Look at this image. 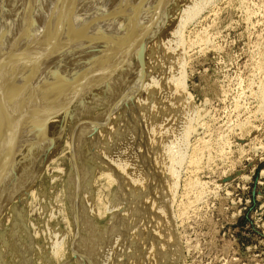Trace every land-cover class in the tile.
I'll use <instances>...</instances> for the list:
<instances>
[{
	"label": "rangeland",
	"instance_id": "374dc122",
	"mask_svg": "<svg viewBox=\"0 0 264 264\" xmlns=\"http://www.w3.org/2000/svg\"><path fill=\"white\" fill-rule=\"evenodd\" d=\"M183 3L184 1L182 0L181 2L178 0H169L164 8L162 7V9L153 12V18H150L153 19V21H149L151 24L153 22L156 23V27H159V29L157 28L156 30V27H154L156 31H152L153 33H145L147 37H145L146 35L144 34H140L138 36L141 38L140 41L137 37V41L140 42V44L135 42L136 40L133 42L135 37L134 32L136 30L134 27H131L128 32L129 34L126 33L128 30H125V34L121 35L118 42L120 44L118 46L119 49L115 46V50H111L112 56L115 54V56H118L117 54L121 51L126 59L129 58L128 61L129 63L131 62V68L134 69V71L130 69L133 71H130V75L133 74L131 77L134 80L135 78L137 79L134 82V89L131 90L132 92L130 91L131 95L125 100L126 102H122L123 104L120 103L121 106L120 104L118 105V107L120 106L119 108L115 107L111 109L110 105L112 103L108 106V101H105L106 103L101 101L102 103L99 104L98 102L100 101L93 99L92 94L87 102V110L85 113L82 111V114L79 112L78 115L80 114V116L76 115L77 112H75V110L77 111V108L74 105L72 107L68 105V107L67 101L64 98L62 102L59 101L61 105L59 106V110L61 109L60 111L63 113L61 114L62 117H60L61 115L59 116L60 112L51 115L53 117L55 115V119L51 118L50 115H45V123L41 129L44 132L42 134L43 138L41 139V142H44V146L42 151L38 152L44 158L42 159V156H39V154L35 155L36 159L35 157L32 158L34 160L32 169L28 167L30 170L28 168L27 170L24 169L25 171L23 170L24 176L28 175L27 179H25L26 176L24 177L23 183H25V185L23 184V190H19L20 192L17 191L19 194L12 192L14 195L11 193L12 195H9L11 197L8 196L11 200L7 199L6 203L2 205L3 208L2 206L0 207V264H24V262L26 264H85V262L88 264L89 261L91 264H107L105 263L106 258L109 259L112 254L107 252V254L103 256L106 250L111 252V250L107 248V245H105L106 237L111 236L110 234L112 233L115 234L120 226L123 227L126 219L127 221L129 220L128 222L131 221L139 203L146 209L145 214L155 209L152 207V199L143 194L144 190L141 187H137L136 189L133 186L130 187L131 181L127 182V184L129 183L128 185L126 184V181L122 178L124 175L123 169L114 168V170H112L114 165L110 163L108 159L110 156L108 157V154L114 153L115 151H113V149L117 150V148L121 146V141L119 140L122 138V140H126L124 144L128 145L127 142L129 139V145L131 142L133 145H136L133 146L131 144L133 147L130 146V148L132 147V154L135 153L131 155L132 158L130 159H132L133 162L130 160V163L136 164L137 161L138 164L134 165V167L137 168L140 165L139 168L144 169L145 165L146 167L148 166V171L147 168H145L144 171H146L149 176L155 173V171H153V173L150 174L149 169H151L152 172L153 169L157 171V169L160 168V171L158 170L159 173H156L157 177L155 174L153 175L154 181L156 178L158 180L163 174L165 175L166 169L164 166L166 162H171V159L173 160L175 158L177 161H181L178 163L179 166L177 164L178 167L175 166V168L177 167L175 169L176 172L174 171L176 180V184L174 183V185L176 186H174L175 189L170 199L171 202H169V211L171 212L169 213L170 216L171 214L173 215L171 216L173 217L172 220L175 230V232H173L176 234V239H178L177 243L179 242L178 245L181 249L180 253L182 255L181 258H183V264H264V0H207V2L206 0H196L195 7L191 10L192 15L195 14L194 16L190 15L189 18L186 16L188 20L185 18L186 14L184 12ZM182 7L183 9H181ZM158 14L160 16L157 17H161V19H159L161 23L158 21V18H156ZM135 21L137 22V20ZM153 25L154 24L151 26L153 27ZM52 26L53 24L50 23L47 32H51ZM175 26L178 27H176V29L179 31L176 34L178 36V42H176L175 46L173 45L172 49L174 50H171L173 52H168L170 54H160V52H156L155 49L153 52V47L151 46L153 44L152 41L156 42L159 38L161 41L162 37H165L164 35H168L173 29L175 30ZM151 29L153 30V28ZM130 34H132V38ZM148 34H153V36L151 35V37L149 35L148 38ZM122 38L127 41L125 42ZM145 38H148V40H143ZM116 40L118 41V38ZM73 45L74 44H70V47ZM123 45L130 46V49ZM136 46L139 47V50ZM123 47L133 51H129L128 49L124 50L125 48ZM120 48L122 50H120ZM135 48H137L136 51ZM143 48L145 50H143ZM177 49L181 51V53L179 51V54L181 55L182 61H180V69L183 73V87L177 83L179 73L177 76V72L174 71V66L170 65L168 62V57L176 53L177 51L175 50ZM84 51L85 49L83 52ZM126 51L131 52V57L130 53ZM139 51L140 55H138ZM65 53L66 52L62 53L63 56ZM111 57V60L116 59V62H119L118 60H120L119 57L121 56L118 57V60L117 58ZM147 59L149 61H147ZM114 65H116V63ZM96 67L97 64L94 67L95 72L100 69V67H97L99 69ZM134 74H139V77ZM26 75V79L23 75L22 87L24 91L20 93L25 94L29 91L31 94L29 92L28 94L32 95V98H34L33 93L35 95V91L32 86V76H30V73ZM151 76L154 81L150 79L149 82L148 79ZM160 80L161 84H159ZM26 83L28 85H26ZM20 85H22L21 82L18 83L19 87ZM157 85L159 87H157ZM169 85H173L175 90H178V88L180 91L182 90L186 95L187 101L190 102H188V111H185L184 115L180 114V117H178V113L175 112L179 109L178 107L180 105V99L175 95L177 94V90L171 91L173 93L175 92L174 94L168 93ZM72 86L73 84L69 86L71 89L65 90V86L61 84L60 88L63 87L61 88L62 92L65 91V94L69 95L76 92L75 86ZM94 87H92V92H97V86ZM150 87L151 91L149 89ZM14 89L16 90L17 88ZM138 91L140 93H138ZM152 91L153 93H151ZM134 97L136 99H134ZM139 98H141L140 101ZM161 98L164 102L162 100L160 101ZM56 99H59L58 96ZM129 99L132 101L130 102ZM141 100H143L142 104H144L147 109L143 106L146 111H143L144 113L142 112L141 115L144 118L141 116L143 120L140 119L136 121L134 106L136 102L141 104ZM111 101L114 102L113 100ZM168 102L170 103L168 104ZM132 105L133 109L131 108ZM168 107L170 108L168 109ZM69 108L71 109L69 110ZM124 108L127 109L124 110ZM150 108L153 111L152 113ZM153 108L156 111L153 110ZM173 108L175 110H172ZM127 110L128 112L126 113ZM131 112L133 114H131ZM145 112L148 114L146 115ZM57 114L58 117H56ZM130 114L134 116L133 118L135 119H133ZM172 114H175L174 117ZM170 116L171 118H169ZM129 117L132 121L129 120ZM176 117L179 118L181 123H178L179 120ZM156 118L157 123L155 122ZM164 118H166V121ZM125 120H127V122ZM129 121L134 123L142 121L143 127L140 128L139 124L141 125V123L137 125L134 124L132 127L133 123ZM110 122H112V125ZM149 122L152 125L159 124L161 130L166 127V129L163 130L166 132L164 133L162 131L161 133V130L157 132L154 130V133H156L155 135L153 133V141H147L146 145L145 139H148L146 136L147 134H143L145 132L143 129L144 125L146 128ZM130 123L131 127H128ZM109 126L113 127V129ZM135 126H138V128ZM178 126L180 129L177 128ZM109 128L110 131H108ZM128 128L129 131H127V133L124 130ZM132 128H134V130ZM139 128L140 130H138ZM183 128H186L185 130L188 132H185ZM99 129H101L102 132ZM105 129L110 133H107ZM136 131H138L139 134ZM168 131L172 133L170 132L169 135V133H167ZM99 132L101 134H99ZM95 133L99 135L100 139L99 137H95ZM102 133L106 138H104ZM136 133L137 136H130V134ZM51 137H53L52 139L54 141L50 139ZM167 137L170 138V141L168 139H166L167 141L163 139ZM173 137L175 140H173ZM176 137H178L177 140ZM132 140L135 141L133 142ZM139 141L142 143L141 145ZM154 141L158 142L154 145ZM173 141H176V143ZM49 142L50 144H48ZM150 142H153L154 146H150V144H152ZM171 142H173V144H171ZM179 142L183 144H179ZM162 144L165 148L168 147L165 152V148ZM158 145L162 148V153ZM100 146L101 148L103 147L104 150L103 148L99 150ZM148 146L150 149H148ZM134 147L137 151H135L136 149L133 150ZM145 147H147V149H145ZM140 148L142 151L139 152V150H141ZM145 150L150 152H146ZM172 150L175 158L169 159ZM136 152L139 155L136 156ZM141 152L143 154L146 152L144 155L146 158V155L149 153L150 156L148 155L147 159L144 156L145 159L143 157L141 158L143 155ZM165 153L166 155L164 156L163 154ZM155 154H157V156ZM159 156L161 157L158 158V161L157 157ZM164 157H166V160L164 159V161H162ZM177 157L180 159L178 160ZM140 158L142 161L139 160ZM151 158L153 159L151 160ZM37 159L39 161H37ZM41 160L43 162H40ZM153 160L156 162L155 165ZM139 162H142V164H139ZM149 163L150 165H147ZM125 170L127 171V168H125ZM26 171L30 173L28 172L27 174ZM81 173L84 175L87 174L85 179L80 178ZM110 173H117L118 175L115 174V177L114 174H112L113 177ZM32 174H34L33 178H31ZM118 181L123 189L118 186ZM74 186L75 188L73 189ZM83 188L86 191V196L85 191H82ZM122 190H124V192ZM70 193H74V195L71 194L70 196ZM122 193H124L123 197ZM140 194L142 196H140ZM116 198L119 201H121L122 198L125 199H122L123 202L121 201L120 203L118 201L116 205V203H114L117 201ZM133 198H136L134 199L135 203ZM139 198L141 199L140 201ZM136 200L138 201L136 202ZM124 201L126 205L129 203L131 205L126 206ZM144 201L146 202L144 203ZM132 203L134 205L137 203V205L134 207ZM124 206L126 208L129 206V209L127 208L126 210ZM148 210L149 212L147 213ZM130 212L132 214H130ZM74 213L78 214L79 219ZM119 213L121 217L123 215L121 221L120 218L118 219V217H120ZM117 214L119 216H117ZM126 214H128V217ZM151 214L147 215V217H142L141 215L142 218H139L140 229L142 228L144 230V228H149V223L146 225L144 221L152 219L153 216H151ZM112 217L114 219H111ZM123 220L125 221L124 223ZM113 221H116L115 223L118 221V226H116L117 224L114 225L115 223H113ZM141 221L143 225H140ZM107 227L110 233L107 232L108 235L106 236ZM116 227H118V229ZM114 228L117 230L115 233ZM133 228H128L129 230H127V232L130 238L128 236L129 239L127 238V241H124L126 243L124 246L123 244L120 245L121 242L117 244L116 240L113 239V241L116 242L115 245H118L116 247L113 244V246L118 250L122 246L119 252V254H121H118L116 257V259L118 258L117 263H119L120 259V264H145L147 258H152L150 255L151 251L144 246L145 240L141 239L137 233H134L137 227L134 228V230ZM145 232L146 231H142L144 235ZM156 232L157 231H153L154 236ZM142 237L145 236L142 235ZM109 238L112 240V237ZM90 239L94 243V246L98 243L101 244L95 247L97 253L93 260L87 252H84L85 250H89ZM133 242L134 245H131ZM103 244L106 247L102 246ZM102 247L103 249H101ZM139 250L145 252L142 251V253ZM140 252L145 255L142 256ZM126 253L131 256L128 257ZM151 254L153 255V253ZM105 256L107 257L105 258ZM87 257L89 261H86ZM100 257L102 260L99 259ZM138 257L141 259H139L141 262H139V260L135 262ZM131 259L134 261L132 262ZM124 260L125 262H123Z\"/></svg>",
	"mask_w": 264,
	"mask_h": 264
},
{
	"label": "bare ground",
	"instance_id": "6f19581e",
	"mask_svg": "<svg viewBox=\"0 0 264 264\" xmlns=\"http://www.w3.org/2000/svg\"><path fill=\"white\" fill-rule=\"evenodd\" d=\"M178 1L181 2V0H178ZM182 1H184V3H183L184 6L183 5L182 6L184 7V10H185L184 12L186 14V15L185 14L184 15H185L186 20H188L187 17L189 18V16L192 15L191 10L193 9V7H195L196 0H182ZM168 2H169V0H0V207L4 203H6L7 199L8 200L10 199V198H8V196L12 195L13 194L12 192L17 193V191L23 190V184L25 185V183H23L24 177L26 176L25 179L28 178L27 177L28 175L24 176L23 170L24 169L27 170L28 167H30L32 169V167L34 166V165H32L33 161H34L32 158H34L35 155L39 154V156H42L38 152L42 151L43 146H44V142L43 141L41 142V139L43 138L42 134L44 133L41 130L42 127L44 126L43 124L45 123L44 117H45V115H47V116L50 115L51 118H54L55 115H54V117L51 116V115H53V113L55 114V113H59V112H60L59 116L61 114H63L60 111L61 109L59 110V108H60L59 106H61L59 101L62 102L63 98L66 99L67 106L70 105V107H72L74 105L77 108V111L75 110V112H77L76 115H78L79 112H80V114H82V111H84V113H85V111L87 110L88 99H90L92 94H93V96H92L93 99H97L98 101H100V102H98L99 104L102 103L101 101H103V103L105 101L106 102L108 101L107 102L108 106L110 105V103H112L110 105L111 109H113L115 107H118V105L120 103L123 104L122 102H124L126 99L129 98V95H131L130 91L134 89V86H135L134 82L137 80L136 78L134 80L131 77L133 74L130 75V73L133 72L134 69L131 68L132 67L131 64H130L131 62L129 63V61H128L129 58L126 59L124 57V55H122V53L120 51V50H122L121 48L119 50L120 51V53H119L120 55L119 54H117L118 56H115L116 54L113 55L115 57L112 56L111 50L114 49L115 46L118 48V46L120 45L118 42L120 40L121 35L125 34L124 33L125 30H128L126 32V33H128L131 27H134V29L136 30V31L133 30V31H135L134 32V36L135 37L133 39V42H134V40H136L135 42H137L139 44H140V42H138L137 40H138V38H139V41L141 40V38L138 37L140 34H144V35H146L145 37H147V34H145V33H149V32L151 33L152 31H156L157 28L159 29V27H156V23H154V22L152 24H154L155 26L154 25H153V27L151 26L152 25L151 22L153 21V19H150V18L153 16V12L158 11V9H162V7L164 8L165 5ZM206 2H207V0H206ZM170 7H171V5H170ZM183 7L181 9H183ZM160 12H159V14L162 16V14ZM171 13H172V11H171ZM159 14L156 15V18H158L160 16ZM194 14L192 16H194ZM159 19H161V17L158 18V21L160 22L161 20H159ZM182 19H184V18H182ZM135 20H137V22ZM149 20H151V22ZM50 23L53 24L52 30H51V32H47V28L49 27ZM135 24H136V26H135ZM154 27H156L155 28L156 30L154 29ZM176 27L177 26H175V30L173 29V31L168 33V35H164L165 39L162 37V40L164 39L163 41L162 40L160 41V38L156 42L152 41L153 44L151 46L153 47V52H154V49H155L156 52H158V53L160 52V54L161 53H166L167 54L168 52H170V53L173 52V51H171V50H174V49H172L173 45L175 46L176 42H178L177 41V39H178L177 37L178 36L176 34L178 33L179 30H177ZM151 28H153V30ZM131 35L132 34H130V37H131ZM149 35L150 34H148V38H149ZM151 35L153 36V34H151ZM127 36H129V35H127ZM179 37H180V35H179ZM117 38H118V41L116 40ZM148 38H145L143 40H148ZM124 41L126 42L127 40H124ZM129 42H130V40H129ZM182 43H183V41H182ZM70 44H74V45L72 47H70ZM128 44H130V43H128ZM131 44H132V41H131ZM123 46L128 47V45L127 46L123 45ZM125 47H123V48H125ZM136 47H138V46H136ZM82 48H83V50L85 49L84 52H83ZM128 48L130 49V46ZM128 48H125L124 50H126ZM174 48H176V47H174ZM133 49H134V47H133ZM136 49L137 48H135V51H136ZM138 50H139V47H138ZM143 50H145V49L143 48ZM129 51H133V50H129ZM129 51H126V52H129ZM175 51H177V52L173 53L172 56L168 57V55H167V57L169 58V60L168 59L167 60H168L170 65L174 66V71L177 72V76H178V73H179L178 79H177L175 74H174V76L178 80L177 83L180 86L183 87V83H182L183 73H182V71L180 69L181 62H182L181 61V55L179 54L180 50L178 51V49H177ZM64 52H66V53L63 56L62 53H64ZM129 53H130V57H131V52H129ZM170 53H168V54H170ZM180 53H181V51H180ZM138 55H140V51H139ZM111 56L113 58H117V60H118L119 56H121L122 58L119 57L120 58V60H118L119 62H116V59H114L115 61L110 59ZM134 57H135V55H134ZM160 60H162V59H160ZM112 61L114 62V64L116 63V65H114ZM147 61H149V60L147 59ZM96 64H97V67H100V69L96 67L99 70L95 72L94 67H95ZM136 65H137V63H136ZM168 67H170V66H168ZM168 67H166V68H168ZM130 69H132L133 71H131ZM139 72H140V70H139ZM27 73H30V76H32V86L34 87V91H35V95L33 93L34 98H32V95H30L31 92H29V91H27V93H25V94L20 93L21 91L22 92L24 91L23 87H22L23 86V75H24V78H25V76H27L26 75ZM171 73H169V74H171ZM152 74H154V73H152ZM134 75L138 76L139 74H134ZM172 75H171V77H172ZM28 76H29V74H28ZM152 76L148 79V81L150 79H152ZM161 80H160L159 84H161ZM70 81L72 82L73 86H75V91L77 93L75 92L73 94L71 93V94L67 95V94H65V91L62 92L61 88H63V87L60 88V86L62 84V85L65 86V88H64L65 90L66 89L69 90V88H70L69 86L72 85ZM166 81H167V79H166ZM19 82L22 83V85H20V87L18 86ZM137 82H139V81H137ZM137 82H136V84H137ZM30 83H31V81H30ZM163 83H164V81H163ZM177 83H176V85H177ZM26 85H28V84L26 83ZM30 86H31V84H30ZM94 86L95 87L97 86V88H96L97 92H95V91L92 92V89H93L92 87H94ZM157 87H159V86L157 85ZM14 88H17V89L15 90ZM176 88H178V87H176ZM149 89L151 91V87ZM141 90H142V88H141ZM176 90L173 88V85H169V92L168 93L172 94L173 92H171V91H176ZM30 91H32V90H30ZM72 91H73V88H72ZM28 92L30 94H28ZM144 92H145V90H144ZM162 92H163V90H162ZM176 92H177V94H175V95L178 97V99H180V101H179L180 105L178 104L179 105V107H178L179 109L176 110L175 112H177L178 113V117H180L179 116L180 114L184 115V112L188 111V106H189L188 102L189 101H187L186 95L184 94V92H182V90L180 91L179 88H178V90ZM138 93H140V92L138 91ZM151 93H153V91ZM155 93H157V92H155ZM23 95H24V97H23ZM142 95H144V94H142ZM165 95H167V94H165ZM57 96H58L59 99H56ZM133 96H135V95H133ZM16 99H18V100H16ZM134 99H136V98L134 97ZM140 99L141 98H139V101H140ZM150 99L152 100L151 97H150ZM172 99H173V97H172ZM13 100H15V101H13ZM97 100H95V101H97ZM111 100H113L114 102H112ZM161 100H162V98L160 99V101ZM95 101H93V102H95ZM131 101L132 100H130V102ZM146 101H148V100H146ZM162 101L164 102V100H162ZM171 101H173V100H171ZM181 101H182V103H181ZM142 102H143V100H141V104L137 103V102H136V104L134 103L135 104V106H134L135 107V114L134 115H135L136 119L133 118L134 116L131 115V114H133L132 112L130 114L132 116V118L135 119L136 121L144 118L141 115V113L143 111H146V110H144V108L147 109L146 106L144 104H142ZM169 103L170 102H168V104ZM94 104H96V103H94ZM121 104H120V106H121ZM145 104H147V103H145ZM168 104H167V106H168ZM176 104H177V102H176ZM143 106H144V108H143ZM152 106H154V105H152ZM75 107H73V108L76 109ZM131 108L133 109V105H132ZM151 108H150V110H151V113H152L153 111H152ZM169 108L170 107H168V109ZM70 109L71 108H69V110ZM125 109H127V108H124V110ZM159 109H161V108H159ZM176 109H177V106H176ZM153 110H155V109L153 108ZM163 110H162V112H163ZM172 110H175V109L173 108ZM121 111H123V110H121ZM127 112H128V110L126 111V113ZM170 112H172V111H170ZM170 112H168V113H170ZM67 113H66V115H67ZM129 113H130V110H129ZM69 114H71V113H69ZM73 114H75V113H73ZM80 114L78 116H80ZM145 114H146V112H145ZM174 115L172 114L173 117H174ZM74 116H72V117H74ZM141 116H142V118H141ZM50 117H48V118H50ZM56 117H58V114H57ZM60 117H62V115ZM77 117H76V119H77ZM130 117H129V120H131ZM173 117H172V119H173ZM178 117H176V118H178ZM147 118H145V119H147ZM161 118H162V116H161ZM169 118H171V116ZM176 118H175V120H176ZM181 118H183V117H181ZM184 118H185V116H184ZM164 119L166 121V118H164ZM82 120H85V119H82ZM97 120H98V118H97ZM178 120H179V118H178ZM125 121L127 122V120H125ZM131 121H129V122H131ZM156 121H157V118H156L155 122ZM80 122H82V121H80ZM114 122H115V120H114ZM141 122L139 121V123H141ZM146 122H148V121H146ZM107 123H108V121H107ZM110 123L112 125V122H110ZM124 123H123V125H124ZM131 123H133L132 127L134 126V124H136V125L139 124L138 122L137 123L131 122ZM131 123H130V126L128 124V127H131ZM178 123H181L180 120H179ZM59 125H60V123H59ZM120 125H121V122H120ZM169 125H167V126H169ZM139 126H140V128H142L143 127L142 123H141V125L139 124ZM179 126L177 127L178 129H180ZM109 127H111V126H109ZM135 127L138 128V126H135ZM96 128H98V127H96ZM111 128L113 129V127H111ZM140 128L138 130H140ZM101 129H99V130H101ZM132 129L134 130V128H132ZM164 129H166V127ZM185 129H184V131L186 132L187 130H185ZM77 130H78V128H77ZM102 130H101V132H102ZM154 130H156V132L161 130L159 128V124L158 125H154V124L152 125L149 122L147 124L146 128H145V125H144L143 131H145L146 133L144 132L143 134L144 135L147 134L146 136H147V139H148V140H146L144 138L146 145H147V141H153L152 140V136H153ZM163 130H161V133H162ZM87 131H88V129H87ZM108 131H110V128H109ZM108 131H107V133H110ZM124 131H126V132L129 131V128L124 130ZM115 132H117V131H115ZM136 132L138 133V131H136ZM163 132L165 133L166 131H163ZM170 132L168 131L167 133H169V135H170ZM96 133H95L96 136L94 134L93 135L95 137H99V135H97ZM113 133H111V134H113ZM137 133L136 134H130V136L131 135H136L137 136ZM155 133H154V135H155ZM99 134H101V133L99 132ZM158 134H156V135H158ZM103 136H104V134H103ZM127 136H126V138H127ZM172 136H173V134H172ZM183 136H184V134H183ZM142 137H143V135H142ZM174 137H175V135H174ZM174 137H173V140H175ZM52 138L53 137H51L50 139L53 140ZM104 138H106V137L104 136ZM177 138L178 137H176V140H177ZM50 139H49V141H50ZM99 139H100V137H99ZM122 139L119 140V141H121L120 142L121 146H119L117 148V150L113 149V151H115L114 153L108 154V157L110 156L108 158L110 163L112 165H114L112 170H114V168H118L120 170L123 169L122 171H124L123 172L124 175H123L122 178L126 181V184H127V182L131 181L132 183H131L130 187L133 186V187H135V189L137 187H141L144 190L143 194H145L146 197H150L152 199L151 200L152 202L151 201L150 202L152 203V207H154L155 209H153V211L151 210L152 212L150 211L152 214L149 212V210L147 211V213L149 212L151 214V216H153L152 219L149 218L150 220L147 219L148 221L147 220L144 221L146 223V225L149 223V225H150L149 228H144L143 227L144 230L142 228H141L142 230L140 229V226H139L140 220H139V218L141 219L142 217H147V215H150V214L149 213L145 214L146 209L144 207H142V205L139 203V205H141V206L140 207H138L139 205L137 206V209H135V211H134L135 213H134L133 218L131 219L129 217L131 219V221L128 222L129 220L127 221V219H126V222H125L124 221L125 218H124V220H123V223L125 222L124 226L123 225H122L123 227L120 226L119 229H118V227H116L118 229V231L114 228L115 229L114 233H115V231H117L115 234L112 233V234H110L111 236H107L108 233H110V232H108V230H109L108 227H107V230L105 229L106 233L108 232L106 234L107 237H106L105 245H107V248L109 250H111V252H109L105 248L106 252H104L102 250L104 252V253L103 252L102 253H103V256H104L108 252V253L112 254L111 255L112 257L110 256V258L107 259L106 258L107 256H105L106 262L105 261L104 262L107 263V264H120L121 263L120 259H119V263H117L118 258L116 259V257L119 254L120 249L122 248V246L118 250L116 248L118 245H115V244H116V242H117V244L121 242L120 245L123 244V246H124L126 244L125 242L127 241L128 236H129L128 232H127V230H129L128 228L131 229L133 227L134 228L137 227L135 229L136 232H134V233L135 234L137 233L138 236L141 237V239L145 240L144 241V243H145L144 246L147 249H149L151 251V253H153V255L150 253L152 258H150V259L147 258V260L145 261V264H183V261H182L183 258H181L182 255L180 253L181 249H180V246L178 245L179 242L177 243L178 239H176V236H175L176 234L174 233L175 230H174V224H173V220H172L173 217H171L173 215L171 214V216H170L171 212L169 211L170 210L169 209V206H170L169 202H171L170 199H171L173 190L175 189L174 186H176V185H174V183L176 182L175 177H174V174H175L174 171L179 166L178 163H180L181 161L179 162V161L176 160V158L173 156V153H172L173 150H172L170 152L171 156L169 157V159L170 158H175V159H173V160L171 159V162L169 161V162L165 163V166H164V168L166 169V172L164 171L165 175L163 174V176H161L158 180L156 178V180L154 181L153 175L155 174V176H156L159 173V171H160L159 169L160 168L157 169V171L159 170L158 172L156 170H154V169L151 172V169H149L150 170V174L153 173V171H155V173L152 174V176H149V174L146 171H144V169L147 168L148 166L146 167V165H145L144 166L145 168L143 167L144 169L139 168L140 165L137 168L134 167V165L137 164V161H136V164L135 163L132 164L133 161L130 158H132L131 155L135 154V153L132 154V152H131V148L135 144L133 145L132 142H131L130 145H129L130 141L128 139V142H127L128 145H129L128 146L127 144H124V141H126V140H122ZM154 139H155V137H154ZM163 139H165V140L168 139L169 140L170 138L167 137V138H163ZM171 139H172V137H171ZM138 140H139V138H138ZM182 140H184V139H182ZM107 141H108V139H107ZM122 141H123V144H122ZM158 141H156V142H158ZM50 142L48 144H50ZM137 142H135V143H137ZM156 142L154 141V145L156 144ZM173 142L176 143V141H173ZM173 142H171V144H173ZM182 142H184V141H182ZM182 142H179V144L180 143L183 144ZM95 143H96V141H95ZM101 143H103V142H101ZM139 143H140V145L142 144L140 141H139ZM145 143H144V145H145ZM150 143H152V144H150V146H152L153 142H150ZM160 143H161V141H160ZM163 144H164V142H163ZM164 145H163V147H164ZM49 146H52V145H49ZM130 146H132V147L130 148ZM160 146H161V144H160ZM175 146H176V144H175ZM138 147H140V146H138ZM158 147H159V145H158ZM100 148H101V146L99 147V150H100ZM102 148H101V150H102ZM167 148L168 147H166L164 149V152H165V150H167ZM135 149L136 148L134 147L133 150H135ZM145 149H147V147H145ZM148 149H150V147ZM159 149L161 150L162 148L159 147ZM169 149H171V148H169ZM103 150H104V148H103ZM135 151H137V149ZM140 151H142V149L139 150V152ZM156 151H158V150H156ZM162 151L163 150H161V153H162ZM146 152H145V154H146ZM148 152H150V151H148ZM125 153H126V155H125ZM127 153H129V154H127ZM145 154H143L141 156V158ZM137 155H139V154H137V152H136V156ZM148 155H146L147 158H148ZM155 155L157 156V154H155ZM160 155H162V154H160ZM163 155L165 156L166 153L163 154ZM126 156H128V157H126ZM152 157H153V155H152ZM160 157L161 156L157 157L158 161H159L158 158H160ZM41 158L43 159L44 157L42 156ZM141 158L139 159L140 161H142ZM35 159H36V157H35ZM152 159L153 158H151V160ZM164 159L166 160V157H164L162 159V161H164ZM177 159L179 160L180 158L177 157ZM130 160L132 161L131 163H130ZM154 160H153V162H154ZM37 161H39V160L37 159ZM35 162H34V164H35ZM40 162H43V161L41 160ZM155 163L156 162H154V165H155ZM139 164H142V162H139ZM177 164H178V166H177ZM147 165H150V163L147 164ZM109 166H106V167H109ZM151 166H152V164H151ZM175 166H177V167L175 168ZM30 168H28V169L30 170ZM125 168H127V171L125 170ZM153 168H154V166H153ZM156 168H158V167H156ZM110 170H108V171H110ZM147 171H148V168H147ZM26 172L28 174L29 171H26ZM32 173H34V172H32ZM112 174H114V173H112ZM115 174H117V173H115ZM115 174H114V176H115ZM33 175L34 174H32L31 178H33ZM159 175H161V174H159ZM86 176H87V174L84 175L83 173H81L80 178H84L85 179ZM30 180H33V179H30ZM117 180H118V178H117ZM73 181H75V180H73ZM78 181H79V177H78ZM26 184H27V182H26ZM118 184H119V181H118ZM123 185H124V183H123ZM127 185H125V186H127ZM118 186L121 187L120 184ZM74 188H75V186L73 187V189ZM79 189H80V187H79ZM74 191H76V190H74ZM82 191H85L84 188L82 189ZM122 191L124 192V190H122ZM17 194H19V193H17ZM71 194L74 195V193H70V196H71ZM122 194H123L122 195V197H123L124 193H122ZM137 194H138V192H137ZM125 195H127V194H125ZM85 196H86V191H85ZM140 196H142V195L140 194ZM9 197H11V196H9ZM117 197H119V196H117ZM146 197H145V199H146ZM136 198H137V196H136ZM136 198H133V201ZM140 198H139V201L142 199V198L141 199ZM122 199H125V198H122ZM122 199H121V201L123 202ZM131 199H130V201H131ZM126 200H127V198H126ZM142 200H144V199H142ZM89 201H91V200H89ZM118 201L119 200L117 199V201L114 202V203H116V205H117ZM121 201H119V203ZM137 201L138 200H136V202ZM145 202L146 201H144V203ZM92 203H90V204H92ZM134 203H135V201H134ZM142 203H143V201H142ZM147 203H148V201H147ZM125 205H126V202H125ZM127 205H131V204L129 203ZM132 205L135 207L137 205V203L135 205L132 203ZM133 206H131V207H133ZM2 208H3V206H2ZM124 208H126V207L124 206ZM127 208H126V210H127ZM132 209H134V208H132ZM73 211H75V210H73ZM129 211H131V210H129ZM131 212H130V214H132ZM126 213H127V211H126ZM72 215H73V213H72ZM75 215L78 217V214H75ZM119 215H120V213H119ZM119 215L117 214V216H119ZM127 215L128 214H126V216ZM141 215H142V217H141ZM113 217H114V215H113ZM113 217L111 219H114ZM119 218H120V221H121L122 220L121 218H123V215H122V217L120 215V217H118V219ZM75 219L77 220L76 217H75ZM78 219H79V217H78ZM118 221H117V223H118ZM115 222L113 221V223H115ZM117 223H115L114 225H116ZM121 223H119V224H121ZM79 225H80V223H79ZM140 225H143L142 221H141ZM116 226H118V224ZM109 227H110V225H109ZM83 228H84V226H83ZM134 228H133V230H134ZM112 231H113V229H112ZM142 231H146L145 235L142 233ZM153 231L154 232L157 231L158 233L156 232L157 234L155 233V236H154L153 235ZM99 233H102V232H99ZM99 235H98V237L101 236V235L100 236ZM142 235L145 236V237H142ZM95 236H96V234H95ZM109 237H112L111 238L112 240H110ZM129 238H130V236H129ZM100 239H101V237H100ZM113 239L116 240V242L113 241ZM89 243H90L91 248H93V249H91L90 246H89V248H88L89 250L88 251L85 250L84 252H87L88 255L90 256V258L93 260V258H95L96 253H97L96 252L97 249H95V247L96 246L98 247L99 243L96 244V246H94V243L91 241V239H90ZM91 244H93V245H91ZM113 244L116 247L113 246ZM99 245H101V244H99ZM105 245L103 244L102 246L106 247ZM131 245H134V242ZM101 249H103V247ZM139 251H141V250H139ZM141 252H140V254L142 256H144L145 254L143 255L142 253L145 252V251H143L142 253ZM148 253H149V251H148ZM103 256H102V258H103ZM129 256H131V255L129 254L128 257ZM88 257H87L86 261H89ZM133 257H135V256H133ZM146 257H147V255H146ZM96 258H98V257H96ZM102 258L100 257L99 259L102 260ZM127 259H126V261L128 262ZM139 259H140L139 257L136 258L135 262L138 261ZM142 259H143V257H142ZM140 260H139V262H141ZM94 261H95V259H94ZM131 261L133 262L134 260L131 259ZM96 262H97V260H96ZM123 262H125V260ZM24 264H26V263L24 262ZM85 264H86V262H85ZM88 264H91L90 261H89Z\"/></svg>",
	"mask_w": 264,
	"mask_h": 264
}]
</instances>
